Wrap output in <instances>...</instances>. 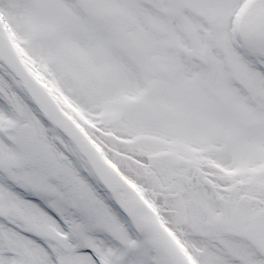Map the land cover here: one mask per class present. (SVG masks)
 I'll return each mask as SVG.
<instances>
[{
    "label": "snow or ice",
    "instance_id": "1",
    "mask_svg": "<svg viewBox=\"0 0 264 264\" xmlns=\"http://www.w3.org/2000/svg\"><path fill=\"white\" fill-rule=\"evenodd\" d=\"M0 264H264V0H0Z\"/></svg>",
    "mask_w": 264,
    "mask_h": 264
}]
</instances>
